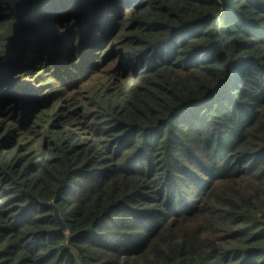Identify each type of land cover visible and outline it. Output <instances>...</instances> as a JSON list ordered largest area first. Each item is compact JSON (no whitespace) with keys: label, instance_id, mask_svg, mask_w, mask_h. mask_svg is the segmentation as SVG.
<instances>
[{"label":"trees","instance_id":"16d2710c","mask_svg":"<svg viewBox=\"0 0 264 264\" xmlns=\"http://www.w3.org/2000/svg\"><path fill=\"white\" fill-rule=\"evenodd\" d=\"M0 264H264V0H0Z\"/></svg>","mask_w":264,"mask_h":264},{"label":"water","instance_id":"95a60500","mask_svg":"<svg viewBox=\"0 0 264 264\" xmlns=\"http://www.w3.org/2000/svg\"><path fill=\"white\" fill-rule=\"evenodd\" d=\"M49 206L53 210V216H54V218L58 224V231L61 233H64L66 231V227H65V224H64L62 218L60 217V213H59L58 209L53 204H50Z\"/></svg>","mask_w":264,"mask_h":264},{"label":"rangeland","instance_id":"374dc122","mask_svg":"<svg viewBox=\"0 0 264 264\" xmlns=\"http://www.w3.org/2000/svg\"><path fill=\"white\" fill-rule=\"evenodd\" d=\"M127 17V16H126ZM115 64H116V62L114 61V62H111L110 64H108V67H111V68H113L114 66H115ZM59 211V210H58ZM59 213H60V211H59ZM60 217H61V215H60Z\"/></svg>","mask_w":264,"mask_h":264}]
</instances>
